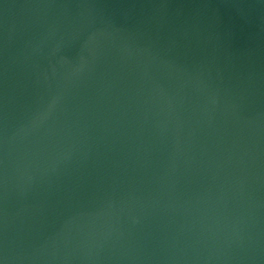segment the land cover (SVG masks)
Here are the masks:
<instances>
[{"label": "water", "instance_id": "1", "mask_svg": "<svg viewBox=\"0 0 264 264\" xmlns=\"http://www.w3.org/2000/svg\"><path fill=\"white\" fill-rule=\"evenodd\" d=\"M0 264H264V0H0Z\"/></svg>", "mask_w": 264, "mask_h": 264}]
</instances>
